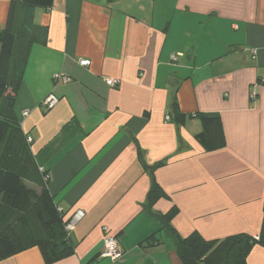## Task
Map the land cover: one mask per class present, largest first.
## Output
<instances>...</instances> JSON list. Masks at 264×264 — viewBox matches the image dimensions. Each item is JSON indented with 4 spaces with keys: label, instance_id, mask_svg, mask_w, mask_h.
Segmentation results:
<instances>
[{
    "label": "crops",
    "instance_id": "0c3cea01",
    "mask_svg": "<svg viewBox=\"0 0 264 264\" xmlns=\"http://www.w3.org/2000/svg\"><path fill=\"white\" fill-rule=\"evenodd\" d=\"M9 2L0 0V29ZM202 26L230 39L205 41ZM23 32L35 40L15 116L65 220L84 213L70 233L72 254L55 264H181L153 215L172 209L182 238L259 235L264 0H54L49 10L21 6L16 48ZM175 95L183 114L219 115L224 148L200 150L197 119L166 120ZM161 162L152 179L164 196L150 213L143 165ZM107 236L121 249L115 260L100 258ZM246 263L264 264V248L253 247ZM0 264L44 263L31 248Z\"/></svg>",
    "mask_w": 264,
    "mask_h": 264
},
{
    "label": "trees",
    "instance_id": "16d2710c",
    "mask_svg": "<svg viewBox=\"0 0 264 264\" xmlns=\"http://www.w3.org/2000/svg\"><path fill=\"white\" fill-rule=\"evenodd\" d=\"M53 1L10 0L6 23L0 29V261L37 248L44 264H55L73 252L70 233L65 230L71 219L65 220L63 211L55 205L47 189L49 174L38 166L30 151L28 136L21 130L14 112L28 53L35 40L33 35L28 37L30 30L29 33L23 32L15 47L19 9L23 6L49 10ZM41 33L45 34V31ZM168 117L178 125L194 119L200 122L201 131L193 140L202 152L225 147L219 115L183 114L175 95ZM163 164L143 165V169L149 171L152 179L153 170ZM163 196L161 188L152 179L144 209L150 212L153 203ZM176 212L172 209L164 215H153L161 230L171 235L181 264H247L253 247L264 248V205L257 237L240 234L214 241H206L196 232L180 237L171 226Z\"/></svg>",
    "mask_w": 264,
    "mask_h": 264
},
{
    "label": "built area",
    "instance_id": "2783aa9c",
    "mask_svg": "<svg viewBox=\"0 0 264 264\" xmlns=\"http://www.w3.org/2000/svg\"><path fill=\"white\" fill-rule=\"evenodd\" d=\"M81 66H89L90 61L88 60H81L79 62ZM64 81H67V79H64ZM118 83V80L115 79H107L106 84L109 86H114ZM56 103V98L52 95L48 96L44 102L43 106L46 109H52ZM25 113L24 115H26ZM166 120L169 121V117H166ZM27 142L30 143L31 139L28 137ZM84 217V213L79 211L74 214V216L71 218V220L68 222V224L65 226V230L68 233H71L75 229V225L77 222H79ZM121 256V249L118 246L116 240L112 236H107L103 239V251L100 254V258H108L111 260H115Z\"/></svg>",
    "mask_w": 264,
    "mask_h": 264
},
{
    "label": "rangeland",
    "instance_id": "374dc122",
    "mask_svg": "<svg viewBox=\"0 0 264 264\" xmlns=\"http://www.w3.org/2000/svg\"><path fill=\"white\" fill-rule=\"evenodd\" d=\"M214 26V23H212V27ZM201 32L205 33L204 35L206 36L204 39L205 41L209 42V38L210 40H212L213 42H216L218 39L219 40H229L230 39V33L228 31H226L225 34H223V31H221V33L219 34L214 30H210L208 27L204 28V26L201 27ZM209 37V38H208ZM220 48V47H219ZM217 49V48H215Z\"/></svg>",
    "mask_w": 264,
    "mask_h": 264
}]
</instances>
